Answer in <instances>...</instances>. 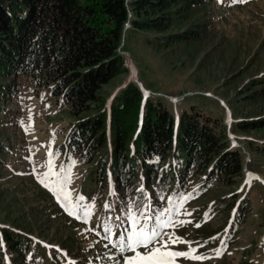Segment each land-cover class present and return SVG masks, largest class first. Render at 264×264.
<instances>
[{
  "label": "rangeland",
  "instance_id": "374dc122",
  "mask_svg": "<svg viewBox=\"0 0 264 264\" xmlns=\"http://www.w3.org/2000/svg\"><path fill=\"white\" fill-rule=\"evenodd\" d=\"M169 28H197L198 36L156 49L147 42L152 32L126 24L118 47L126 69L102 83L99 92L107 104L132 81L144 96L160 97L174 114L194 103L220 116L225 140L240 151L241 172L230 184L219 177L199 192L193 184L179 195L169 190L160 213L167 219L165 210L172 208L173 223L164 229V239L182 238L170 247L187 251L191 246L196 255L208 257L178 258L177 264H264V126H237L238 120L264 116V0H201L188 5ZM6 80L13 81L14 91L1 100L0 226L22 231L46 254L58 250L59 235H70L77 247L73 251L101 254L106 264H118L119 249L112 251L92 229L98 228L109 190L91 177L93 162L59 149L70 124L90 111L73 116L59 96L37 89L20 72ZM73 160L64 187L73 205L83 197L81 206H90L87 221L77 208L70 215L38 179L50 162L61 178L68 176ZM182 197L189 198L180 206ZM240 203L244 210L237 218ZM114 213L121 216L119 209ZM216 249L223 254L217 256ZM82 256L77 258L85 262Z\"/></svg>",
  "mask_w": 264,
  "mask_h": 264
},
{
  "label": "trees",
  "instance_id": "16d2710c",
  "mask_svg": "<svg viewBox=\"0 0 264 264\" xmlns=\"http://www.w3.org/2000/svg\"><path fill=\"white\" fill-rule=\"evenodd\" d=\"M200 1L0 0V111L1 100L14 91L6 77L15 72L59 96L73 116L90 111L70 124L59 149L93 162L91 177L102 187L110 175V206H136L143 198L157 205L165 192L179 195L191 182L198 191L219 177L234 182L241 155L225 140L220 116L191 103L174 118L160 97L143 96L132 81L107 104L99 92L102 83L126 69L118 50L125 23L152 32L147 42L154 48L167 47L198 36L197 28L169 27ZM237 126H264V116L238 120ZM4 148L0 141V151ZM129 227L126 222L122 230ZM105 228L99 227L103 235ZM58 243L73 256L83 253L72 250L77 247L70 235H59ZM42 247L20 230L0 226V264H62L59 253L49 258Z\"/></svg>",
  "mask_w": 264,
  "mask_h": 264
},
{
  "label": "snow or ice",
  "instance_id": "6c2138e0",
  "mask_svg": "<svg viewBox=\"0 0 264 264\" xmlns=\"http://www.w3.org/2000/svg\"><path fill=\"white\" fill-rule=\"evenodd\" d=\"M232 2L246 3L247 0H232ZM25 130L27 131L28 129L26 128ZM75 163L76 161L73 160L68 166V176L61 178L59 173L53 171V165L50 162L49 171L44 173L43 177H38L40 183L49 188L50 191H53V194L61 201L70 215L75 214L74 209L77 206L72 204L64 185L70 180V169ZM53 176L56 177L55 180L50 179V177ZM248 183H250V181H248ZM188 198L189 197H182L180 206H182L183 202ZM80 199H83V197H80ZM139 207L140 206L137 205L138 211ZM144 207L145 210H148L147 205ZM89 208V205L84 206L83 217L87 218L90 215ZM165 211L169 214L167 219L163 218L165 215L164 212H161L154 218L147 216L143 212L139 213V218L137 213H129L128 218L131 221V225L129 228L125 229V232L121 233L119 237L118 248L121 253V260L118 264H177L178 258H190L193 260L208 258L196 255V249L191 246L187 251L173 250L170 247L171 244L181 242L182 238L176 237L173 239L169 236L167 240L164 239L165 235H167L164 229L168 228L173 223L171 218L173 209L168 208ZM78 218L80 217L78 216ZM153 219L155 222L150 226L149 221ZM197 227H199V225H197ZM105 231L110 233L111 229L105 228ZM188 243L189 245L191 244V242ZM141 248L144 250L143 252L140 251ZM215 251L217 256L223 254L220 249H216ZM125 253L130 254L125 255Z\"/></svg>",
  "mask_w": 264,
  "mask_h": 264
},
{
  "label": "water",
  "instance_id": "95a60500",
  "mask_svg": "<svg viewBox=\"0 0 264 264\" xmlns=\"http://www.w3.org/2000/svg\"><path fill=\"white\" fill-rule=\"evenodd\" d=\"M127 24V23H126ZM126 24L123 26V30L126 28Z\"/></svg>",
  "mask_w": 264,
  "mask_h": 264
}]
</instances>
